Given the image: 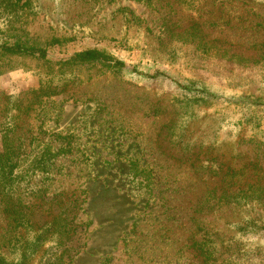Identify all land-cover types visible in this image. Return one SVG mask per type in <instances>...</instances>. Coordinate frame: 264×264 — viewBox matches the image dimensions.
I'll use <instances>...</instances> for the list:
<instances>
[{"label": "rangeland", "instance_id": "1", "mask_svg": "<svg viewBox=\"0 0 264 264\" xmlns=\"http://www.w3.org/2000/svg\"><path fill=\"white\" fill-rule=\"evenodd\" d=\"M178 21L198 23L212 40L264 49V0L0 5V44L19 36L47 48L45 56L0 51V151L2 134H23L32 157L45 148L56 154L50 173L26 175L22 193L35 203L44 194L81 202L83 229L69 264H196L189 231L157 213L171 196L185 206L182 216L206 200L192 230L194 239L208 237L219 264H264V195L253 196L255 183L264 190V61L241 67L170 40L166 26ZM92 47L126 67L71 62ZM172 138L187 159L171 155ZM150 181L160 196L146 192ZM233 183L248 195L207 194ZM51 246L33 263L42 264Z\"/></svg>", "mask_w": 264, "mask_h": 264}, {"label": "trees", "instance_id": "2", "mask_svg": "<svg viewBox=\"0 0 264 264\" xmlns=\"http://www.w3.org/2000/svg\"><path fill=\"white\" fill-rule=\"evenodd\" d=\"M7 1L9 0H0V5L7 4ZM165 34L170 40L176 39L182 42H190L195 44L197 50L201 53L214 56L237 66L248 67L264 61V49L250 52L232 43H224L216 39L212 40L201 30L198 23L182 24L179 21L170 22L166 26ZM0 51L8 54L45 56L47 48L39 40L22 39L17 36L13 42L3 41L0 44ZM70 60L78 65H99L116 73L121 72L126 67L125 62L105 49L98 47L86 48L75 52L70 57ZM150 76L152 77L154 74ZM2 135L3 149L0 151V264H34L32 258L48 242L52 243L54 250L51 249V246L50 250L52 252L50 255L45 256V261L42 264H69L76 250L74 243L81 236L83 229L80 228L81 225L78 222L79 211L82 208L81 202L77 198L72 199L59 194L51 197L44 194L39 203L27 200L28 196L25 197L22 193V185L26 175L36 172L50 173L56 154L45 148L32 157L33 150H26L25 135L24 137L22 136L23 134ZM175 143L176 141L172 138L168 147L171 155L176 158L187 159V157L176 154L174 150ZM207 171V167L201 168V172ZM210 171L211 174L215 175L221 173V171L216 170ZM239 171L241 172V170ZM228 172L225 171L224 175L226 176ZM207 173L210 175L209 172ZM235 173L237 172L232 175ZM255 185L258 186H254L257 190L253 189V196L257 200L262 201L264 190L259 186L260 184L255 183ZM144 187L146 192L153 198L160 196L161 190H154L157 187L151 181L149 184H145ZM221 187L222 192L220 195H217V188H213L206 193L213 198H218V200H227L236 193L245 196L250 191L249 188L245 190L234 183L232 185L222 184ZM171 192H176V190ZM162 199L164 200L166 197L161 196L160 200ZM205 202L206 200H201L190 206L188 208L190 209L188 216H182L185 206L178 205V199H174V196H171L159 205L157 213L162 214L161 220L168 219L173 224L180 222L179 226L184 231H189L187 241L190 249L195 254L196 264H219L208 237L204 236L201 239H194L199 233L193 232L192 228L194 226L191 222L199 219L194 214L206 209V206H204ZM43 203L48 204V210L52 209L54 212L51 211L45 214L43 212L45 209L43 208ZM51 207H54V209ZM185 218H187V221ZM198 229L201 231L202 228L199 227ZM7 249L15 253V257L12 260L5 255V250ZM48 250L46 249L45 253Z\"/></svg>", "mask_w": 264, "mask_h": 264}]
</instances>
